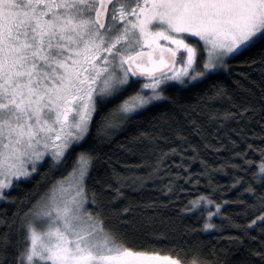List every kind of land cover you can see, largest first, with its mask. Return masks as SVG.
Returning <instances> with one entry per match:
<instances>
[{"label": "snow or ice", "instance_id": "1", "mask_svg": "<svg viewBox=\"0 0 264 264\" xmlns=\"http://www.w3.org/2000/svg\"><path fill=\"white\" fill-rule=\"evenodd\" d=\"M230 60L259 64L264 77V0H0V200L46 155L53 174L69 169L26 210L0 218V264H209L198 245L183 256L152 250L169 239L152 229L154 215L126 207L117 228L93 209L85 182L96 157L76 148L109 103L98 134L168 99L170 82L210 78ZM236 155L241 162L232 166L251 173L244 191L258 213L244 232L260 229V250L251 254L264 264V147L248 144ZM221 208L197 195L182 211L198 214L203 231L221 230L213 222Z\"/></svg>", "mask_w": 264, "mask_h": 264}, {"label": "trees", "instance_id": "2", "mask_svg": "<svg viewBox=\"0 0 264 264\" xmlns=\"http://www.w3.org/2000/svg\"><path fill=\"white\" fill-rule=\"evenodd\" d=\"M165 87L168 99L152 102L106 134L97 133L100 115L107 114L114 104L109 103L93 117L88 136L76 148L77 152L91 151L96 157L85 182L97 200L91 207L98 205L117 228L126 207L136 215H154L152 229L169 237L167 243L152 245L161 255L179 252L183 256L181 249L198 245L209 264H238L242 259L256 264L259 257L251 252L260 250L262 233L255 226L248 235L244 232L258 214L249 207L253 201L244 191L245 182L251 183V173L232 165L241 162L236 153L246 151L248 144L264 147L260 65L247 67L242 61L230 60L225 71L210 78ZM217 88L224 89L227 96H217ZM228 112L236 115L225 118ZM257 157L258 152L254 155L249 151V158ZM49 161L45 159L29 179L17 181L7 191L8 200L0 202V218L11 219L18 210H26L38 198L37 193L43 194L54 179L61 178L60 173L67 175L68 168L53 174ZM238 177H243L240 183L236 182ZM196 180L199 184L193 189ZM197 195L222 204L223 215L213 218L221 230L203 231L204 221L198 214L182 211L188 199ZM116 239L122 242L118 234Z\"/></svg>", "mask_w": 264, "mask_h": 264}, {"label": "rangeland", "instance_id": "3", "mask_svg": "<svg viewBox=\"0 0 264 264\" xmlns=\"http://www.w3.org/2000/svg\"><path fill=\"white\" fill-rule=\"evenodd\" d=\"M227 67H228V65H227ZM227 67L221 69L220 71H225V70L227 69ZM220 71H219V72H220ZM198 80H201V79H198ZM196 81H197V80H196ZM173 82H176V81H172V82H170V83H173ZM190 82H195V81H190ZM176 83H178V82H176ZM145 91L148 92L149 90H145ZM154 101H156V100H154ZM154 101H153V102H154ZM140 110H141V109H140ZM47 158L51 159V156H50V155H46V156H45V159H47ZM42 163H43V162H42ZM42 163H41V164H42ZM29 171H31V167H30V166H29ZM34 173H35V172H34ZM34 173H32V175H33ZM32 175H31V176H32ZM31 176H30V177H31ZM30 177H27V178H25V177H21L20 180H26V179H29ZM16 182H17V181H14L13 186L15 185ZM71 182H72V181H71V178H69V180L67 181V183L70 184ZM9 190H10V189H9ZM9 190H7V191H9ZM1 201H2V200H0V202H1Z\"/></svg>", "mask_w": 264, "mask_h": 264}]
</instances>
